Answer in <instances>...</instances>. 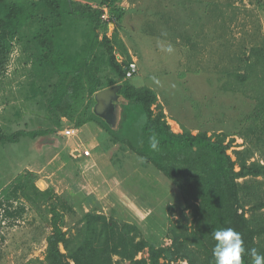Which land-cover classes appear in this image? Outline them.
Returning <instances> with one entry per match:
<instances>
[{
    "label": "rangeland",
    "instance_id": "1",
    "mask_svg": "<svg viewBox=\"0 0 264 264\" xmlns=\"http://www.w3.org/2000/svg\"><path fill=\"white\" fill-rule=\"evenodd\" d=\"M75 1L109 9L115 25L110 39L118 37L113 43L117 60H137L138 74L129 82L158 95L175 133H206L226 144L233 141L228 154L237 162L236 171L240 165H264V0ZM111 7L122 12L121 18L113 16ZM27 31L31 35L29 27ZM76 41L84 39L79 35ZM24 45L26 40L14 41L10 65L0 79V264H43L53 233V208L61 210L69 234L80 228L89 211L136 225L142 238L156 247L170 246L173 230L191 231L194 221L186 207L193 197L190 183L146 164L126 145L115 144L96 123L79 129V144L90 149L96 138L94 152L100 158L94 163L62 153L39 173L40 179L62 188V194L49 200L31 195L26 168L39 170L46 164L53 149L49 136L8 139L47 126L46 96L51 89L32 71ZM238 181L239 212L262 232L264 175ZM256 242L264 249V235ZM148 257L146 249L138 259Z\"/></svg>",
    "mask_w": 264,
    "mask_h": 264
},
{
    "label": "trees",
    "instance_id": "2",
    "mask_svg": "<svg viewBox=\"0 0 264 264\" xmlns=\"http://www.w3.org/2000/svg\"><path fill=\"white\" fill-rule=\"evenodd\" d=\"M111 12L121 18L122 12L112 7ZM101 15L102 10L75 0H37L28 4L0 0V79L10 65L14 41L24 44L26 40L24 51L32 71L51 89L49 110L56 123L60 125L62 118H67L77 129L96 123L115 144L126 145L146 164L171 179L187 180L193 197L186 207L194 227L191 231L173 230L169 237L172 244L156 247L142 238L136 225L120 224L95 211L85 212L80 228L69 234L64 231L61 210L53 208V233L48 238L43 264H215L212 250L216 241L212 233L228 227L242 235L247 250L244 264H253L251 250L264 253L256 242L264 229L260 232L253 228L246 214L239 212L238 180L264 175V165H240L241 170L236 171L237 162L228 154L233 141L226 144L206 133H175L166 122L158 95L150 88L133 86L125 78L127 63L119 62L115 56L113 43L117 34L114 39L106 35L100 39V32L107 29ZM79 35L83 43L76 41ZM118 84L123 85L119 94L124 103L120 121L113 129L94 114L93 106L98 92ZM24 135L16 133L8 141L17 142ZM153 135L159 140L157 150L150 147ZM34 178L29 174L27 183H33ZM88 200L94 202L95 197ZM146 249L149 257L138 259Z\"/></svg>",
    "mask_w": 264,
    "mask_h": 264
},
{
    "label": "crops",
    "instance_id": "3",
    "mask_svg": "<svg viewBox=\"0 0 264 264\" xmlns=\"http://www.w3.org/2000/svg\"><path fill=\"white\" fill-rule=\"evenodd\" d=\"M106 31H107V29L105 30V33L103 32V34H100V39H102L104 37V35H106ZM49 95H50V93L48 94V96H46L47 99H49ZM12 97L15 98V96H12ZM46 112H47L46 115L49 119L47 126L46 127H40L39 130H34L30 133L31 135L26 134V135H24V137L29 136L31 138H34V137H32L33 134H39L40 136L48 135L49 136L48 143L53 146V149L49 148V150H48V154H49L48 160H47L46 164L43 165V168H40L38 166V168H40L39 170H33V169H35V166H32V165H29L26 168V170L29 172V174H33L35 176V178H34L35 180L33 183H30V184L27 183L26 184L30 188V191L32 193L31 195H36L39 197H43L45 200H49L51 198H57V196H60L62 194V193H60L62 188H59V186H56L53 182H49L51 184L50 185L48 183V181L40 179L39 173H41V171L44 172L47 169L46 165H50L51 162L56 160L59 155H62V153L67 152V153H69V155L71 154V156H72L73 155L72 151L79 145V143H81V138L79 137V135H80V133H79V135L77 136L78 138H75V141H71L70 142L71 144L68 143L67 138L62 134V132L69 127H74V125L66 126V124L68 123L67 118H62L61 124L60 125L57 124L56 119H54L52 117L51 112L49 110V100L46 101ZM87 125L88 124H86L85 126H87ZM79 132H81V130H79ZM39 135H38V137H39ZM96 140L97 139L95 138V139H92L90 142L92 145V147L90 148L92 150V156L89 158H85L84 161H86V159H87V161H92L95 163L100 158V156H98V154H97V158H96V153L94 152V150H96L98 148V143ZM87 147L88 146H86L85 148H87ZM82 158L83 157L78 158V160H83ZM29 174L27 175L28 178H27L26 182L30 181L29 180ZM76 206L77 205H75V209L77 210Z\"/></svg>",
    "mask_w": 264,
    "mask_h": 264
},
{
    "label": "clouds",
    "instance_id": "4",
    "mask_svg": "<svg viewBox=\"0 0 264 264\" xmlns=\"http://www.w3.org/2000/svg\"><path fill=\"white\" fill-rule=\"evenodd\" d=\"M150 147L157 150L159 140L155 135L150 137ZM213 239L216 241L212 250L215 258V264H244L243 256L247 250L244 246L242 235L231 227L220 228L212 233ZM253 264H264V255L257 252L256 249L251 250Z\"/></svg>",
    "mask_w": 264,
    "mask_h": 264
},
{
    "label": "water",
    "instance_id": "5",
    "mask_svg": "<svg viewBox=\"0 0 264 264\" xmlns=\"http://www.w3.org/2000/svg\"><path fill=\"white\" fill-rule=\"evenodd\" d=\"M123 85L118 84L113 87L98 92L94 99V114L105 121V123L115 129L121 117V100L120 91Z\"/></svg>",
    "mask_w": 264,
    "mask_h": 264
},
{
    "label": "built area",
    "instance_id": "6",
    "mask_svg": "<svg viewBox=\"0 0 264 264\" xmlns=\"http://www.w3.org/2000/svg\"><path fill=\"white\" fill-rule=\"evenodd\" d=\"M102 10V23L107 25V31L106 35L107 37H111L114 31V18L110 15V11L107 7H104L101 9ZM121 62V61H120ZM126 70V79H131L135 75L138 74L139 68H138V63L136 59H133L129 63L126 64L125 66ZM175 132V131H174ZM79 129L75 127H69L65 129L62 134L67 137L68 139L70 138H78L77 136L79 135ZM72 154L75 158H89L92 156V150L89 148H81L80 144L72 151Z\"/></svg>",
    "mask_w": 264,
    "mask_h": 264
}]
</instances>
